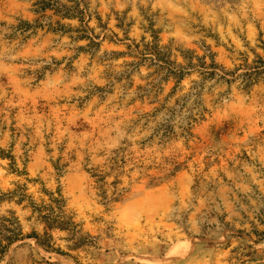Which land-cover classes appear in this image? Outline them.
Here are the masks:
<instances>
[{"label": "rangeland", "instance_id": "374dc122", "mask_svg": "<svg viewBox=\"0 0 264 264\" xmlns=\"http://www.w3.org/2000/svg\"><path fill=\"white\" fill-rule=\"evenodd\" d=\"M0 152V264H264V0H0Z\"/></svg>", "mask_w": 264, "mask_h": 264}, {"label": "trees", "instance_id": "16d2710c", "mask_svg": "<svg viewBox=\"0 0 264 264\" xmlns=\"http://www.w3.org/2000/svg\"><path fill=\"white\" fill-rule=\"evenodd\" d=\"M1 157L6 159L5 154L3 152H0ZM7 195L0 194V201H7L8 200H14L18 199V203H22L25 201L24 198L20 196H11L8 197ZM44 211L48 212L47 208L43 207ZM16 220V219H15ZM17 221V220H16ZM43 221L46 225V232H45V238H40L38 236H29L28 238L35 237L40 244V246L44 247L47 251H57L53 248V242L54 237L50 232H53L54 230H63V231H71L76 228V224L70 220L65 219L63 216H53L51 213H46L43 217ZM9 223V227H6L7 236L4 237L3 242L0 244V254L4 256L7 252V250L10 248V246L20 240V238L23 236L22 231L20 230V227L17 223V226L15 227V223L11 221H7ZM59 251V250H58Z\"/></svg>", "mask_w": 264, "mask_h": 264}]
</instances>
